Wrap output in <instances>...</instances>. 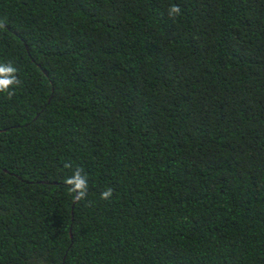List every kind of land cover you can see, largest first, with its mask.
I'll use <instances>...</instances> for the list:
<instances>
[{"label": "trees", "instance_id": "1", "mask_svg": "<svg viewBox=\"0 0 264 264\" xmlns=\"http://www.w3.org/2000/svg\"><path fill=\"white\" fill-rule=\"evenodd\" d=\"M7 61L0 264H264V0H0Z\"/></svg>", "mask_w": 264, "mask_h": 264}, {"label": "clouds", "instance_id": "2", "mask_svg": "<svg viewBox=\"0 0 264 264\" xmlns=\"http://www.w3.org/2000/svg\"><path fill=\"white\" fill-rule=\"evenodd\" d=\"M181 8L179 5L173 4L168 9V15L175 17L179 15ZM18 69L13 65L11 61L0 62V93H7L11 98L14 95V87L20 84L19 77L17 75ZM71 167V165H66ZM65 183L70 185V191L76 194L77 200H83L87 196L88 192V176L84 174L82 167H77L73 174L69 176ZM113 194L111 187L106 188L100 193L102 199H109Z\"/></svg>", "mask_w": 264, "mask_h": 264}, {"label": "water", "instance_id": "3", "mask_svg": "<svg viewBox=\"0 0 264 264\" xmlns=\"http://www.w3.org/2000/svg\"><path fill=\"white\" fill-rule=\"evenodd\" d=\"M76 200V196H75V198H74V201ZM70 236V235H69Z\"/></svg>", "mask_w": 264, "mask_h": 264}]
</instances>
